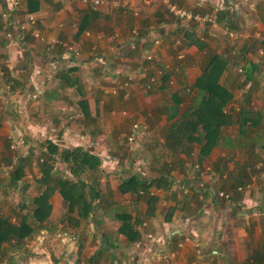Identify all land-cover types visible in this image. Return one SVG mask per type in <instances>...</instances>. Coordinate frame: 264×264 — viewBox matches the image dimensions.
Wrapping results in <instances>:
<instances>
[{
  "label": "crops",
  "instance_id": "0c3cea01",
  "mask_svg": "<svg viewBox=\"0 0 264 264\" xmlns=\"http://www.w3.org/2000/svg\"><path fill=\"white\" fill-rule=\"evenodd\" d=\"M10 1L0 0V133L14 128L16 101L29 133L48 139L54 129L67 139L79 129L69 148L52 141L100 159L81 180L108 183L98 189L100 209L117 225L94 233L101 244L80 252L86 264H264V0H172L198 13L223 3L215 25L183 24L141 3L112 10L92 0H15L9 12ZM213 67L223 69L218 83L229 96L216 143L206 154L203 143L171 150L166 136L202 106L200 79ZM134 175L156 181L147 195L120 192ZM48 203L51 228L38 232L54 249L40 251L62 264L69 259L58 255L65 245L53 224L65 202L55 191ZM121 213L131 217L133 242L119 235Z\"/></svg>",
  "mask_w": 264,
  "mask_h": 264
},
{
  "label": "trees",
  "instance_id": "16d2710c",
  "mask_svg": "<svg viewBox=\"0 0 264 264\" xmlns=\"http://www.w3.org/2000/svg\"><path fill=\"white\" fill-rule=\"evenodd\" d=\"M8 8H10V5H8ZM30 11L29 9V12ZM8 18H11L10 14H8ZM215 60L214 61L217 62V58H215ZM222 71V68L217 70L216 67L204 70L202 78L200 79L201 82L199 81V86L205 93V98L202 100L201 107L206 106V111H202V109H199L201 107H199L192 113L186 114L172 126L165 138L166 144L171 150L183 147L187 143H203L202 154H206L213 144L216 143L218 138L217 131L226 123L222 115V109L229 97L226 90L218 83ZM199 130L201 132L198 133ZM44 146L46 154L42 155L46 156V158L43 159L42 157L40 160L41 163L38 164L41 176L35 182L37 184V192L41 191L36 193L35 196H30V201H25L23 199L21 202L22 209L28 207L27 202L32 204V223L28 222L26 216L23 217L19 223H12L9 218L0 216V251L4 249V245L11 250L19 251L20 248L24 247V244L30 237L39 230H50V225L47 226L45 223L52 209L48 202L55 191H58L63 201L67 204V212L71 214L76 211L77 213V219L73 220L68 218L71 222V224L69 223L71 226H78L80 220L86 221L90 213L95 210L96 205L101 203L100 199L102 195L97 188L98 182L96 178H92L89 183H85L81 180L82 174L86 171H90L92 174L96 173L101 164L100 159L80 147L72 149L63 148L59 150L57 144L53 143L50 139H46ZM56 159L67 165L70 173L76 179L75 182L68 177L57 176L53 173V163L56 162ZM5 166L10 169L7 183H5L6 186L9 188L11 187L13 190H19L21 194L24 195L28 188H30L27 181L23 179L26 161L22 159L18 160L17 163L10 162V164H5ZM155 183L156 181L148 182L147 180H140L138 176L134 175L123 180L119 186V190L121 193L131 191L136 194H139L138 192L141 191L143 194L147 195L149 188ZM93 201H96V204H94ZM107 203L108 202H105L106 205L109 204ZM150 207L151 206H149L148 213L151 212ZM66 216H61L60 219L66 218ZM116 218L119 223L121 222L119 235H124L129 242L136 240V234L132 229L133 223L131 222V217L126 213H121L116 214ZM94 259L96 258L91 257L88 263H98L97 260L93 263L92 261H94Z\"/></svg>",
  "mask_w": 264,
  "mask_h": 264
},
{
  "label": "rangeland",
  "instance_id": "374dc122",
  "mask_svg": "<svg viewBox=\"0 0 264 264\" xmlns=\"http://www.w3.org/2000/svg\"><path fill=\"white\" fill-rule=\"evenodd\" d=\"M13 2H15V0H11L9 2V5L13 4ZM6 16H7V13H5L4 17ZM1 66L2 65L0 64V67ZM2 93H5V92L3 91ZM22 100H24V98ZM21 111L22 109L20 108V106H18V102L15 101L13 104H10V114H9L10 115V119H9L10 125L9 126L15 127L19 131H21V133L23 134V141L26 143V145L29 146L28 156L24 159V161H26V168H25V175L23 179L27 181V184L28 186L30 185V188H28L26 193L22 195L21 191L13 190L11 187L9 188L6 186L5 183H7V177H8V173L10 169L7 168L5 164H8V163L10 164V162L13 163L12 152L9 148V142H8L7 136L0 133V216L9 218L12 223H19L20 220L26 216L28 218V222L32 223V217H31V212L33 209L32 204L27 202L28 207L22 209L21 202L23 201V199L25 201H30L31 199L29 198L30 196H35L36 193H39L41 191L40 190L39 192H37V189H36L37 184L35 182L37 180V177H39V165L38 164L41 163L40 160L42 157L43 159L46 158V156H43L42 154H46L44 142L46 141L47 138L42 137L39 133L37 135H34V134L32 135L31 132L29 133L26 127L28 126V123H31V122L28 120V118L23 117V114L21 115ZM76 130L77 131L75 132L78 134V137H80L82 132L79 129H76ZM10 131H12V129ZM62 135L63 134H60V135L58 134V136L56 137L50 134L49 137H56L55 139H58V141H60V144L64 145L65 148L71 147L69 146V144H67L66 139L62 138L63 137ZM139 142L140 143L142 142L141 139L140 141H137V143ZM79 143L83 146V143H81V141ZM86 143L87 145L85 147L87 148L85 149L90 150L92 146L90 145V143L88 142ZM73 146H75V144ZM7 148L9 149V151ZM127 150H128V147H126V152ZM57 163H58V160L56 159V162L53 163V166H54L53 173H55L57 176H61V177L67 176L68 177L67 166L64 164L59 165ZM1 165L4 167H1ZM83 179H85L84 176H83ZM75 180L76 179L74 178L73 181L75 182ZM107 184L108 183H105L99 180L98 178L97 188L99 190H104ZM93 202L94 204H96V201H93ZM100 205L101 204L96 205V208L93 212L94 218L93 219L90 218L89 222L88 221L84 222L83 220H80V223H81L80 226L79 224L78 226H74V225L71 226L70 225L71 222L69 221L68 218H71L73 220L77 219L75 211L69 214L67 212V204L66 203L63 204L62 214H64V216L66 215L67 216L66 218H62V219L58 217L57 218L58 224H53L54 227L56 226L55 227V237H60L61 238L60 240H62L61 243L63 242L62 244L65 245V247H63L65 249L64 252L61 254L59 253L58 255H60L62 258L65 256V258L69 259L66 262L62 261L63 262L62 264H86L85 262L86 260L83 258L84 255L81 257V255H79L80 252L81 253L86 252V254H88L91 247L101 244V242L94 235V233L100 234L99 230H105L104 225L106 226L108 225L110 227H114L117 225V223L115 222L113 223L108 218H105V215L101 212ZM104 206L106 207L105 203H104ZM110 216L112 215L110 214ZM55 221L56 219L54 220V222ZM98 223H100L101 225L97 226L96 224ZM92 224L93 226L95 225L93 227L94 232L93 231L91 232ZM74 228H76L75 233L78 234L79 237L73 233L68 232L69 229L73 230ZM64 233H68V234L64 235ZM43 238H44L43 233L41 234L40 232H37L36 234H34V236L32 235L30 239L27 241L29 242L27 244L28 246L25 247L24 245L23 248L19 249V251L11 250L9 247H5L4 245L3 246L4 249L0 251V264H55L53 257H52V262H48V258H47V261H44L45 260L44 255H47L48 252L40 251L41 248L45 250H46L45 247H47L48 249L49 248L54 249V246L53 244H50L51 238L49 236L48 237L46 236L44 239ZM57 240L59 239L56 238L55 242H57ZM82 241L85 242L86 246L89 249H87L85 244L80 246L79 243H81ZM37 247H39L40 249H37ZM40 259L43 261H41Z\"/></svg>",
  "mask_w": 264,
  "mask_h": 264
},
{
  "label": "built area",
  "instance_id": "2783aa9c",
  "mask_svg": "<svg viewBox=\"0 0 264 264\" xmlns=\"http://www.w3.org/2000/svg\"><path fill=\"white\" fill-rule=\"evenodd\" d=\"M83 2L88 3L89 1L83 0ZM89 3L94 8H101V7L109 6V8H111L112 10L132 9L136 3H141L142 5L147 6V7L160 6L167 14L174 17L178 22H181L183 24L184 23H198L201 25L217 24L218 11L225 9L224 4L221 3L220 6H217L214 9V11L211 13H198V12H193L192 10H189L187 8L181 7L177 3L173 2L172 0H92ZM16 6H17L16 1L13 2V4H10L9 11L14 10ZM225 34L230 39H233L235 37V34L228 31L227 29H225ZM0 75H2V72H0ZM51 134L56 137L58 135L54 129L51 130ZM65 134L67 135V139H66L67 144L72 145L73 142H71V140L75 139L74 136L76 135H74V133H72V131L70 130L65 131ZM56 137H48V139L53 140ZM131 139L132 137L129 138V140ZM8 141H9V148L12 152L13 163H17L18 160L25 159L28 156L29 146L26 145V143L23 141V134L17 128L15 127L12 128V131H10L9 136H8ZM220 195L223 196V194H220Z\"/></svg>",
  "mask_w": 264,
  "mask_h": 264
}]
</instances>
